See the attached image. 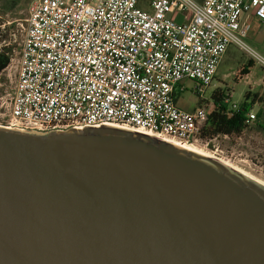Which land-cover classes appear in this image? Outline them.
<instances>
[{"label": "water", "instance_id": "95a60500", "mask_svg": "<svg viewBox=\"0 0 264 264\" xmlns=\"http://www.w3.org/2000/svg\"><path fill=\"white\" fill-rule=\"evenodd\" d=\"M0 264H264V187L121 128L0 126Z\"/></svg>", "mask_w": 264, "mask_h": 264}, {"label": "built area", "instance_id": "2783aa9c", "mask_svg": "<svg viewBox=\"0 0 264 264\" xmlns=\"http://www.w3.org/2000/svg\"><path fill=\"white\" fill-rule=\"evenodd\" d=\"M139 2L32 0L15 61L0 36L5 70L16 73L0 126L37 132L110 126L201 146L225 163L242 161L223 147L235 135L205 132L209 114L219 112L213 82L228 48L264 66L243 42L251 16L264 25V0H149V10ZM183 81L195 84L200 107L193 111L177 105ZM232 96L224 92L228 107L220 113L238 108Z\"/></svg>", "mask_w": 264, "mask_h": 264}, {"label": "rangeland", "instance_id": "374dc122", "mask_svg": "<svg viewBox=\"0 0 264 264\" xmlns=\"http://www.w3.org/2000/svg\"><path fill=\"white\" fill-rule=\"evenodd\" d=\"M31 1L0 0V36L4 44L12 50L14 61L18 57V52L24 39L25 20L28 16V6ZM148 2L149 0H140L139 7L143 10H149ZM243 42L264 59L263 47L261 48L255 43L252 44L248 38L243 39ZM251 58L241 48L231 45L218 67L213 85L222 90L230 89L233 94L232 100L237 105L245 101V96L249 98L248 101L254 99L255 103L252 107V112H262V116L258 121L257 119L251 121L249 127L240 136H235L232 142L223 144V147L234 152L235 156H238L237 159L242 160L240 162L236 160L232 166L264 184V66L255 60V66L246 77H243L239 82L233 81L241 66L246 64ZM15 78L16 73L12 67L4 69L0 73V106L8 104ZM194 85L192 81L182 82V86L186 88V91L182 92L178 97L177 105L186 111H193L200 107L198 97L193 94ZM254 95H256L255 98ZM210 96L211 91L207 90L204 95L207 101L210 100ZM4 112H6L5 107H0V125L2 126L6 125ZM257 122L262 126L261 128L256 125ZM198 148L206 152L201 146H198ZM228 164L231 165V163Z\"/></svg>", "mask_w": 264, "mask_h": 264}, {"label": "trees", "instance_id": "16d2710c", "mask_svg": "<svg viewBox=\"0 0 264 264\" xmlns=\"http://www.w3.org/2000/svg\"><path fill=\"white\" fill-rule=\"evenodd\" d=\"M255 66L254 60L249 59L248 62L241 66L240 71L238 74L233 78L234 82H239L243 77L247 76L250 73V70ZM230 91V89L218 88L214 91L212 97L214 99V103H220L219 112H211L208 116V129L205 132L207 135L212 136L214 134H228V135H235L240 136V134L245 131L250 123L248 114L252 111V107L254 106V99L249 100L247 96H245V101L238 105L236 110H231L228 114H222L220 111L227 110L226 107L228 105L221 102L224 97V92ZM179 95L176 94V98L178 99ZM256 95H254V98ZM262 116V112L258 111L256 113V119ZM258 127L260 124L257 122L256 124Z\"/></svg>", "mask_w": 264, "mask_h": 264}, {"label": "bare ground", "instance_id": "6f19581e", "mask_svg": "<svg viewBox=\"0 0 264 264\" xmlns=\"http://www.w3.org/2000/svg\"><path fill=\"white\" fill-rule=\"evenodd\" d=\"M137 132H139V131H137ZM147 135L152 136V137H154V138H157V139H159V140L165 141V142H169V143L174 144V145H176V146H178V147H181V148H184V149H187V150H190V151L196 152V153H198V154H201V155L207 156V157H209V158H212V159H214V160H216V161H218V162H220V163H222V164H224V165H226V166L232 168L233 170H235V171H237L238 173L242 174V175L245 176L246 178H248V179L252 180L253 182H256L257 184H260V185H262V186L264 187V184H263L262 182H260V181H258V180H256V179L252 178L251 176H249L248 174L244 173V172L241 171L240 169H238V168L232 166V164L230 165V164H228V163H225L224 161H221V160H219V159H216V158H214V157L208 155L206 152L202 151L201 149H199V148L196 147V146H189L188 144H184V143H182V142H179V141H177V140H174V139H171V138H168V137L162 136V135H161V136L150 135V134H147Z\"/></svg>", "mask_w": 264, "mask_h": 264}, {"label": "crops", "instance_id": "0c3cea01", "mask_svg": "<svg viewBox=\"0 0 264 264\" xmlns=\"http://www.w3.org/2000/svg\"><path fill=\"white\" fill-rule=\"evenodd\" d=\"M248 24H249V31L246 38H248L252 44L255 43L256 45L261 46V48L262 47L264 48V25L260 24V22L252 16L249 18ZM225 55L223 56V58L225 57Z\"/></svg>", "mask_w": 264, "mask_h": 264}, {"label": "flooded vegetation", "instance_id": "af4514ba", "mask_svg": "<svg viewBox=\"0 0 264 264\" xmlns=\"http://www.w3.org/2000/svg\"><path fill=\"white\" fill-rule=\"evenodd\" d=\"M2 71H3V70H2ZM2 71H1V72H2ZM1 72H0V73H1Z\"/></svg>", "mask_w": 264, "mask_h": 264}]
</instances>
